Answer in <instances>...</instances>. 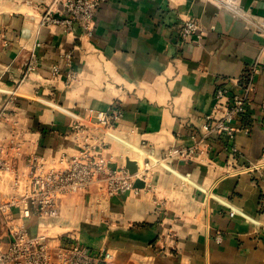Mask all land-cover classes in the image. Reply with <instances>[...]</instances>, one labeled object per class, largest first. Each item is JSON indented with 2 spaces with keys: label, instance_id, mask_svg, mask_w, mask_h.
Segmentation results:
<instances>
[{
  "label": "crops",
  "instance_id": "crops-1",
  "mask_svg": "<svg viewBox=\"0 0 264 264\" xmlns=\"http://www.w3.org/2000/svg\"><path fill=\"white\" fill-rule=\"evenodd\" d=\"M51 1L0 0V203L27 192L34 158L43 172L67 167L79 151L72 125L86 123L88 110L117 108L113 133L127 146L99 151L115 170L129 160L134 175L172 146L199 153L169 169L151 161L136 192L109 198L95 184L64 195L58 220L33 217L27 232L52 244L72 237L114 264H264V179L245 169L264 140V0H100L91 36L42 24ZM190 20L199 29L181 42ZM253 67L232 157L226 139L202 125L225 111L216 87L242 94Z\"/></svg>",
  "mask_w": 264,
  "mask_h": 264
},
{
  "label": "built area",
  "instance_id": "built-area-1",
  "mask_svg": "<svg viewBox=\"0 0 264 264\" xmlns=\"http://www.w3.org/2000/svg\"><path fill=\"white\" fill-rule=\"evenodd\" d=\"M99 4L100 0H52L43 12L41 21L42 24L58 26L69 32L79 28L85 35L91 36ZM198 29L195 21L184 22L178 34L180 41H187ZM260 30L264 34V24ZM255 72L256 68L253 67L242 75V94H230L224 86H217L214 99L217 106L225 107V111L220 118L207 116L202 125L207 137L213 133L226 139V150L232 157L239 155L234 140V122L247 113V92ZM121 116V110L117 108L108 111L90 109L85 115L86 123L76 120L72 131L79 138V151L68 158L67 167L63 170L43 172V159L32 160L27 192L20 197H11L6 203H0V264H114L107 251L83 246L68 236L57 238L56 243L52 244V240L44 234H29L23 222L33 217L43 222H56L62 196L85 192L95 184H100L109 198L127 191L136 192L134 178L146 179L152 166L151 161L169 169L172 160L187 161L199 153L196 145L172 146L161 159L148 158L134 175H130L126 169L117 171L111 166L112 156L99 151L105 150L112 143L127 146L124 140L113 133ZM261 126L264 134V104ZM92 128L101 130L103 137H96L90 130ZM104 137L110 142L105 141ZM245 169L264 179V140L258 159L248 161ZM14 208L19 209L17 218L11 211ZM260 211L264 213V196Z\"/></svg>",
  "mask_w": 264,
  "mask_h": 264
},
{
  "label": "water",
  "instance_id": "water-1",
  "mask_svg": "<svg viewBox=\"0 0 264 264\" xmlns=\"http://www.w3.org/2000/svg\"><path fill=\"white\" fill-rule=\"evenodd\" d=\"M126 169L128 170L129 174L132 175L135 172V170H136L134 162L126 160ZM134 187L135 188H141L142 187V183L140 181H136L134 183Z\"/></svg>",
  "mask_w": 264,
  "mask_h": 264
}]
</instances>
